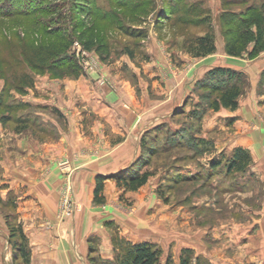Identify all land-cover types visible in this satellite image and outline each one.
I'll return each instance as SVG.
<instances>
[{
    "label": "rangeland",
    "instance_id": "obj_1",
    "mask_svg": "<svg viewBox=\"0 0 264 264\" xmlns=\"http://www.w3.org/2000/svg\"><path fill=\"white\" fill-rule=\"evenodd\" d=\"M29 1L36 0H25L23 6ZM39 1L43 2L39 11L43 10L37 15L0 16V124L5 128L20 129L14 122H18L27 110L17 108L16 94H27L41 76L50 75L56 79L73 76L66 69L44 72V61L41 60L46 56L49 62L45 65L50 64L53 61L50 56L56 55L59 49L78 63L81 73L74 71L87 77L106 70L133 85L127 73L131 74L133 69L144 70V65L152 67L158 73L161 86L165 85V79L171 78V89L174 92L182 89V103L175 111L171 126H157L151 134L143 136L141 156L132 168L141 173L149 172L150 183L144 191H127L144 194V197L154 193L156 206L143 208L129 198L125 202L127 208L141 218L146 230L152 227L149 242L161 249L162 264L168 256L174 264H180L183 249L193 251V264H215L212 258H207L209 252H215L214 257L222 264L229 260L235 264H264V181L257 170L260 161L252 158V165L246 172L229 174L224 157L231 153L228 150L217 153L210 139H203L206 141L203 144L196 136L218 94L212 87L197 85L202 80L195 71L197 63L207 56L194 55L196 39L207 32L214 34L217 48H225L229 37L227 29L231 27L224 14L228 13V20H232L233 15L240 19V15L247 14L251 7L264 13V0H147L135 11L116 9L113 5L111 11V0H95L101 11L109 10L108 18L102 20L99 15H88L82 21V27L80 20L83 18L74 8L73 0ZM0 7H7L5 0H0ZM175 11L176 14H171ZM81 34L84 40L93 41L91 51L83 49L79 40ZM77 44L89 53L88 60L93 69L85 70L84 61L75 48ZM122 63L125 74L120 71ZM27 83L32 85L26 86ZM95 84L115 87L102 76ZM240 86L241 95L245 97L250 84ZM221 132L216 131L215 137H223ZM200 148L207 151L200 154ZM217 161L219 168L211 167ZM71 168L74 183L75 168L73 165ZM68 176L65 174L64 182ZM73 192L77 201L75 188ZM103 204L107 207L106 202ZM0 213L3 216L1 205ZM59 213L60 200L58 221L70 219L61 220ZM5 218L11 228L10 220ZM247 247L253 249L251 258L257 255L259 260H248L249 254H244ZM117 255L115 251L114 259L108 262L100 256L93 259L92 264H118ZM19 256L12 245L11 253L5 249L1 264H21L17 260ZM22 257V264H26V256Z\"/></svg>",
    "mask_w": 264,
    "mask_h": 264
},
{
    "label": "crops",
    "instance_id": "obj_2",
    "mask_svg": "<svg viewBox=\"0 0 264 264\" xmlns=\"http://www.w3.org/2000/svg\"><path fill=\"white\" fill-rule=\"evenodd\" d=\"M206 58L195 69L200 78L215 68L231 69L243 74L242 84H250V89L239 97L236 110L212 108L195 134L199 140L210 139L217 153H231L237 147L248 150L253 159H259L257 170L264 181V52L249 59L230 56L218 47ZM124 67L120 71L125 74ZM143 67L127 73L133 85L104 70L88 77L44 75L27 94H16L17 108L27 110L14 122L20 129L0 124V205L4 208L0 264L5 249L11 253L16 242L28 259L26 264H92L100 256L108 262L115 251L121 252V241L151 243L152 227L146 230L125 202L131 198L136 205L152 208L155 194L144 197L127 191L118 175L133 170L143 136L157 126L172 125L182 103V89L174 92L171 78L161 86L158 73ZM101 76L115 87L95 84ZM216 131L224 136L215 137ZM64 159L75 168L74 188L81 208L73 218L59 222L65 176L59 163ZM100 178H105L102 194L107 207L95 201ZM149 183L150 178L139 191ZM252 251L247 247L244 253L249 261L260 257L251 258ZM214 254L209 252L207 258L222 264ZM21 255L17 260L22 264Z\"/></svg>",
    "mask_w": 264,
    "mask_h": 264
},
{
    "label": "trees",
    "instance_id": "obj_3",
    "mask_svg": "<svg viewBox=\"0 0 264 264\" xmlns=\"http://www.w3.org/2000/svg\"><path fill=\"white\" fill-rule=\"evenodd\" d=\"M24 2L25 0H5L7 7L4 9L3 7H0V10L1 8L4 10L0 16L8 18L17 15L30 17L39 14V12H42L43 10L39 11V6L43 4V2L39 0H36L35 2L29 1L27 2V5L23 6ZM111 2L110 9L113 5L116 9L119 8L135 11L143 4H146L147 0H111ZM57 4L59 3H56V5ZM72 4L77 10L79 16L83 18L80 20V27L83 26L82 21L91 14L99 15V19L102 20L108 18L109 10L105 11L103 9L101 11L96 7L95 0H73ZM57 7L58 6H56V8ZM171 14H176V11L175 13L171 12ZM224 16L225 21L229 24L228 27H231L229 30L227 29L229 37L227 36L228 38L225 46L228 55L235 57L247 56L249 59H253L260 53L264 52V13L262 11L256 7H251L247 14L240 15V19L233 15L234 18L228 20V13L224 14ZM234 20H236L237 23H235ZM141 35L143 36V33ZM81 36L82 34L79 36V40L83 45V49L91 51L93 48V41L90 39L84 40V37ZM249 46L251 49L248 48ZM61 50L62 49L57 50L56 55L50 56L53 58L52 60L55 61L54 63L51 61L50 64L45 65L46 61L49 62L46 56L44 60H41L42 62L44 61V72H58L59 70L65 71L66 69L71 75H80L81 72L78 63L73 57ZM194 51V55L197 57H206L215 53L217 47L214 34L207 32L204 36L198 37L194 45ZM131 57H134V55H131ZM74 70H79L80 73H77ZM242 76V73L231 69L215 68L209 71L197 85L201 88L212 87V90L214 89V91L217 92L218 96L211 103V108L214 110H219L221 107L236 110L239 106V97L242 94L240 86L243 82ZM240 80L241 83H239ZM30 83H27L28 85L26 86H31L32 84ZM23 92L25 91L23 90ZM200 142L203 144L206 143L205 140ZM200 150L201 151L198 152L200 154L207 151L206 149L202 150L201 148ZM224 158H226L225 161ZM224 158L222 161H224V165L227 166V172L229 174L237 171L246 172L252 165V157L249 151L241 147L235 148L228 157ZM222 164L223 163H221V166ZM219 166V161L214 162L213 166L211 165V167L214 168H219ZM150 176L151 174L147 171L141 173L140 171H134L133 169L124 174L118 175V181L123 184L126 190L136 191L148 182ZM103 179L105 178H100L98 180L95 189L94 195L97 203H104V197L102 194L104 190ZM118 245L121 250L117 255L118 264H162L161 249L155 247L151 243L132 244L128 241H121ZM14 246L19 254L21 253L22 256H26L22 252L23 250L20 243L16 242ZM193 254L194 253L191 249H183L180 255V264H193ZM165 264H174V260L171 256L167 257Z\"/></svg>",
    "mask_w": 264,
    "mask_h": 264
},
{
    "label": "built area",
    "instance_id": "obj_4",
    "mask_svg": "<svg viewBox=\"0 0 264 264\" xmlns=\"http://www.w3.org/2000/svg\"><path fill=\"white\" fill-rule=\"evenodd\" d=\"M75 48L78 52L77 54H79V57L84 61L82 64L85 70L93 69L88 60L89 53L81 49L78 44L75 46ZM59 166L66 175L67 174L69 175L68 178H66L65 181L67 182H64V185L61 191L59 217L62 220V219H65L66 217H69V218L73 217L76 214L77 210L80 209V205L74 199V192H73L74 183L72 181V177L70 176L72 172L70 161L68 160L60 161Z\"/></svg>",
    "mask_w": 264,
    "mask_h": 264
}]
</instances>
